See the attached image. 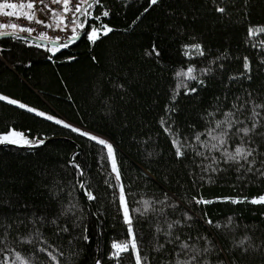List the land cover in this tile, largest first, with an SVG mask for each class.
<instances>
[{
    "label": "trees",
    "instance_id": "obj_1",
    "mask_svg": "<svg viewBox=\"0 0 264 264\" xmlns=\"http://www.w3.org/2000/svg\"><path fill=\"white\" fill-rule=\"evenodd\" d=\"M217 7L225 11L217 12ZM104 10L109 12L106 17ZM92 12L101 19L89 17L86 28L108 24L113 30L95 42L83 33L57 53L47 52L49 46L40 48L22 39L0 38V93L113 145L135 238L148 264H162L173 252L168 244L162 251L153 250L154 236L164 243L163 234L155 231L157 225L166 229V221L183 220L185 212L191 220L177 225L174 234L181 239L210 236L218 248L214 262L264 264V204L192 201L194 196L250 198L264 193V176L255 171L245 174L243 169L237 172L235 165L222 161L223 170L203 173L201 167L208 161L201 165L203 158L194 157L190 150L176 157L171 138L160 123L165 117L166 125L191 141L194 132L206 126V113L215 107L228 109L236 97L247 99L249 92L257 102L264 100V33L247 34L250 25H264V0H158L151 6L148 0H100ZM191 43L201 44L204 55L185 56L183 46ZM153 45L158 56L152 52ZM244 57L249 59L251 71L247 75L251 79L239 75L244 71ZM189 64L205 83L186 81L197 91L185 94L183 88H176L175 72ZM208 67L211 72L200 71ZM174 89L177 95L172 100ZM166 105L176 111L167 114ZM9 127L24 131L29 139L44 140L29 148L0 146V224L12 225L9 248L16 247L25 255L34 252L35 244H16V234L26 235L33 227L30 218L42 217L45 246L51 245L54 252L60 249L65 256L73 253L71 264H95L98 241L101 264H135L131 248L118 261L109 258L113 240L130 238L107 148L45 117L0 101V132ZM257 132H264V128ZM253 139L264 152V136L254 135ZM204 151L207 154V149ZM71 160L81 166L83 175L76 163H69ZM255 167L259 168V163ZM81 180L84 192L92 191L93 200L81 193ZM165 193L170 198L165 204L174 201V209L165 207L163 214L149 211L145 215L134 211H143L144 200L154 208L162 207L156 201ZM70 200L78 203L76 212L61 216ZM202 217L222 226L231 217L232 225L216 229ZM54 218L56 225L49 224ZM57 226H66L68 232H57ZM83 235L89 239L83 240ZM244 235L251 238L253 247L242 253L233 241ZM33 259L36 264H53L46 253ZM61 264L66 261L61 259Z\"/></svg>",
    "mask_w": 264,
    "mask_h": 264
},
{
    "label": "snow or ice",
    "instance_id": "obj_2",
    "mask_svg": "<svg viewBox=\"0 0 264 264\" xmlns=\"http://www.w3.org/2000/svg\"><path fill=\"white\" fill-rule=\"evenodd\" d=\"M149 5H155L158 3V0H148ZM43 4L45 8H48L50 15L45 19L41 20L35 16V4ZM60 5L59 10L57 8H52L50 5ZM100 4V0H77L74 4L72 0H50V4H45V0H28L27 3H24V0H21L20 4L11 2V0H0V13H4L6 9H17L18 7L26 8L28 11H7L6 15L8 17H15L17 19L24 18L28 21H33L37 24L44 25L45 27L51 28L53 25L55 28L60 29L61 31L70 30L71 34L67 36V43H56L45 31H40L37 36L38 41H47L51 44V47H47V52L57 53L60 49L67 48L68 44L73 43L81 35L80 30H83L86 34L88 41L95 42L100 35L107 34L113 29L108 24H101L99 27L91 26L90 30L85 27V23L81 22L80 18L83 17H92L93 20L99 21L101 15H94L92 9L94 5ZM145 12L148 11L147 8L144 9ZM217 12L223 13L224 8L217 7ZM103 16H108L109 12L104 10L102 12ZM139 19V17H137ZM135 23V21H133ZM9 28L12 29L11 32L0 31V36H12L16 39H22L25 43L31 44L32 40L28 39L27 36H18L17 32L32 34L35 29L19 23H2L0 22V29ZM264 33V25L249 26L247 29V34L249 37L256 36L258 34ZM56 41L61 40V37L57 36ZM264 45V41L261 42ZM37 47L44 48L46 47L43 43H38ZM255 47V46H254ZM184 55L189 56L191 54L203 56L204 50L201 44L191 43L185 44ZM194 50V53H193ZM152 52L159 55V51L156 49V46H152ZM223 55V54H222ZM52 59L51 56L48 57ZM68 59H74V57H68ZM94 59V58H93ZM217 60L220 57L216 58ZM213 63L212 61L209 62ZM223 67V65H221ZM243 72L240 76H245L247 79H251L247 75L251 71L250 63L248 57L243 58ZM202 72H211V67L201 69ZM196 69L193 65L189 64L187 68L180 69L175 72L177 77V89L183 88L185 94L195 93L196 88H190L187 86L186 81H195L197 84L203 85L205 81L198 78L195 74ZM236 77H230V79H235ZM117 88H123V85L116 84L114 85ZM176 90H173V95L171 96L172 100L176 99ZM0 101H6L11 105H16L21 109H26L31 113H35L40 117H45L49 121H54L56 124L63 125L66 128H70L73 132L80 133L84 137H88L93 141H97L98 144L105 146L107 148V158L111 161L112 171L116 173V180L120 181V175L117 168L113 145L107 140L102 139L90 132L82 131L80 128H76L71 124L66 123L62 119H58L54 115H49L44 111H40L35 107H30L20 100L10 98L7 95L0 93ZM175 108H170L166 105V113L170 114L175 112ZM247 113L245 116L244 114ZM219 114V118H217ZM206 121V126L202 131L194 132L191 137V141L187 137H181L178 131H173V126L170 124L166 125L165 117H162L160 120L161 126L164 131L171 138V144L175 149L176 157H182L185 155V152L190 150L194 157H202L201 165H204V161H208L207 165L201 167L203 173H215L223 170L220 167L221 161L224 164L235 165L236 171L240 172L242 169L245 174L255 171L260 176H264V152L259 151V146L256 144L253 139L254 135L264 136V132H257L258 128H264V100L257 102L256 98L252 96V93H247V99L241 100L240 97H236L233 103L228 109L222 110L219 106L215 107L213 111L206 113L204 117ZM13 144V145H25L33 146L43 144L44 140L42 139H29L28 135L24 131L17 130L15 128L9 127L5 132H0V144ZM204 149H207V154ZM214 153H219V156ZM69 163H74V161H69ZM259 163L260 167L256 168L255 166ZM200 165H198L199 167ZM75 168L83 175V169L79 164H75ZM201 180H204L202 175ZM211 182V177L208 178ZM79 187L81 189L85 188V182L83 180L79 181ZM111 186V185H109ZM120 187V204L123 209V218L124 222L127 225V234L130 238L127 241L117 242L113 240L111 242V251L109 252L110 259H117L121 256L122 253L128 252L131 248V252L134 255L135 264H148L147 258L140 255V249L138 247L137 240L135 238L132 218L128 207L125 204V194L123 191V186L118 184ZM71 195V194H70ZM88 200H93L95 197L92 194V191L88 189L85 193ZM170 198L165 193L162 200L156 201L157 204L163 205L160 208H154L148 200L143 201V211L141 209H134V211L140 212L141 215H145L147 212H159L164 213L165 207L175 208V202L171 204H165V201H168ZM213 200H225L231 201L232 203L237 202H249L252 204H264V193L252 197H214L213 199H205L203 197H192V201L196 204H211ZM78 208V203L74 200H70L67 205H65L61 212V216H66L69 213H75ZM184 219H176L174 221H166V229H162L157 225L155 231L157 234L162 233L164 237V243H160L159 239L154 236L156 241L153 245L154 251H162L165 248V245H172L173 252L171 257L168 260L162 262V264H224L222 260L213 261L212 257L218 255V248L210 236L206 234H199L195 238L188 236L186 239H181L180 235L174 234V230L177 225L187 224L191 217L187 212L183 213ZM79 217H77V220ZM203 222L211 227L216 229L229 228L232 225V218L229 217L227 223L223 226L220 222L212 221L210 218L205 219L201 218ZM37 221H39L40 227H37ZM22 223V222H20ZM30 223L32 228L26 235H21L20 233L16 234L15 243L18 245L24 244H35V251L25 255L21 251L17 250L16 247L9 248L8 246V236L10 234L12 225L11 224H0V229H3V234L0 235V264H36V261L33 259L38 253H46L50 258V261L53 264H61V259L66 261V264H71V258L74 255L73 253H68L65 256V253L60 249H55V252L50 250L51 245L45 246L48 244L44 233L42 232V227L44 226V219L37 218L31 219ZM49 224L56 225V219L48 221ZM75 226V221L73 222ZM57 232L67 233L68 228L65 226L63 228L57 226ZM83 240L87 241L89 237L83 235ZM251 238L247 235H244L239 240L233 241L234 247H239L242 253H245L249 248L253 247L250 243ZM42 242V243H41ZM202 242V243H201ZM95 264H101L100 259H96ZM235 264V262H233Z\"/></svg>",
    "mask_w": 264,
    "mask_h": 264
},
{
    "label": "built area",
    "instance_id": "obj_3",
    "mask_svg": "<svg viewBox=\"0 0 264 264\" xmlns=\"http://www.w3.org/2000/svg\"><path fill=\"white\" fill-rule=\"evenodd\" d=\"M11 2H15L17 4L21 3V0H11ZM28 0H24V3H27ZM75 2H77V0H72V3L74 4ZM45 4H50V0H45ZM52 8H57L59 10V8L61 7L60 5H55V4H51L50 5ZM7 11H24L27 12L28 10L26 8L23 7H18L17 9H6L4 13H0V22L2 23H19V24H24L26 26H30L32 28L35 29V31L30 34L31 36L37 37L39 35L40 31H45L47 32V34L54 40L57 36L61 37V40L59 41H64L67 40V36H69L71 34L70 30L64 32L61 31L60 29L55 28V26L53 25V27L48 28L45 27L44 25L41 24H37L35 22V20L33 21H28L24 18H15V17H8L6 15ZM35 16L41 20L45 19L46 17H48L50 15V11L48 8H45L43 4H35ZM28 34V33H26Z\"/></svg>",
    "mask_w": 264,
    "mask_h": 264
},
{
    "label": "water",
    "instance_id": "obj_4",
    "mask_svg": "<svg viewBox=\"0 0 264 264\" xmlns=\"http://www.w3.org/2000/svg\"><path fill=\"white\" fill-rule=\"evenodd\" d=\"M88 18L89 17H84V21L83 22H85L86 20L88 21ZM86 24H87V22L85 23V27H86ZM80 32H81V35H80V37L82 36V34L84 33L83 32V30H80ZM17 35L18 36H27L28 37V39H30V40H32V43H35V44H38V43H43V44H45L46 46H49V47H51V44H49L47 41H38L36 38L37 37H34V36H31V35H29V34H25V33H21V32H17ZM5 37H12V36H0V38H5ZM79 37V38H80ZM78 38V39H79ZM78 39H76L75 41H77ZM74 41V42H75ZM56 43H61V42H63V43H67V40H64V41H55ZM2 145H4V146H9V145H12V146H21V147H31V146H25V145H13V144H7V143H4V144H0V146H2ZM71 161H74V160H71ZM74 163H76V164H78L76 161H74ZM80 191H81V193L82 194H84L85 195V192H84V190L83 189H81L80 188ZM86 196V195H85ZM98 223H97V228H98ZM98 257H99V241H98V251H97V256H96V258H95V261H96V259H98Z\"/></svg>",
    "mask_w": 264,
    "mask_h": 264
},
{
    "label": "rangeland",
    "instance_id": "obj_5",
    "mask_svg": "<svg viewBox=\"0 0 264 264\" xmlns=\"http://www.w3.org/2000/svg\"><path fill=\"white\" fill-rule=\"evenodd\" d=\"M0 31H12V29H9V28H5V29H0ZM82 130V129H81ZM82 131H86V130H82ZM119 184H120V182H119ZM121 185V184H120ZM120 191H121V189H120V187H119V199H120ZM125 204H126V201H125ZM121 205V204H120ZM123 210V209H122Z\"/></svg>",
    "mask_w": 264,
    "mask_h": 264
},
{
    "label": "flooded vegetation",
    "instance_id": "obj_6",
    "mask_svg": "<svg viewBox=\"0 0 264 264\" xmlns=\"http://www.w3.org/2000/svg\"><path fill=\"white\" fill-rule=\"evenodd\" d=\"M82 18H84L83 16L80 18V20L82 19Z\"/></svg>",
    "mask_w": 264,
    "mask_h": 264
}]
</instances>
